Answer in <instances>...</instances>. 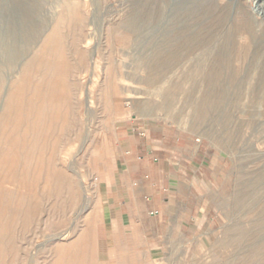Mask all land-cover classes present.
<instances>
[{"label": "rangeland", "instance_id": "obj_1", "mask_svg": "<svg viewBox=\"0 0 264 264\" xmlns=\"http://www.w3.org/2000/svg\"><path fill=\"white\" fill-rule=\"evenodd\" d=\"M56 1L0 0V264H264V9L92 0L73 13L85 35L54 52L40 45ZM210 66L222 83L204 103ZM140 125L189 139L192 160L178 189L168 172L152 233L129 236L109 188Z\"/></svg>", "mask_w": 264, "mask_h": 264}, {"label": "crops", "instance_id": "obj_2", "mask_svg": "<svg viewBox=\"0 0 264 264\" xmlns=\"http://www.w3.org/2000/svg\"><path fill=\"white\" fill-rule=\"evenodd\" d=\"M137 128H143L145 135L138 136L132 128V135L126 136L120 149L128 157H124L120 164V180L109 188L110 214L129 236L152 233L148 224L159 215L160 209L167 208V201L161 200L160 193L170 188L166 184L168 172H174L172 174L174 179H178V189L181 187L179 179L181 181L184 175V166L192 160L189 139L157 127L140 125ZM145 175L159 176L160 180L146 181L143 179ZM150 210H157L158 214L152 216L148 213Z\"/></svg>", "mask_w": 264, "mask_h": 264}, {"label": "bare ground", "instance_id": "obj_3", "mask_svg": "<svg viewBox=\"0 0 264 264\" xmlns=\"http://www.w3.org/2000/svg\"><path fill=\"white\" fill-rule=\"evenodd\" d=\"M250 3L247 4L246 2H241L240 0L237 1V8L236 11H240L243 14H247V13H251L254 12L258 14L259 10L264 9V0H248ZM56 6L60 8L59 14L57 17H54L52 22H51V26L49 28L46 29V31L42 30L41 33V38H42V44L40 45V47L43 50H51V51H56L57 49H59L60 44L64 43L65 40H68L67 38H70L71 41L76 40V38L81 36H84V26H85V22L82 19H78L75 20V18H73V13L74 11H76V9H79L80 5H85L87 7L92 6L93 1L92 0H58L56 1ZM136 4V3H134ZM28 8V7H27ZM29 9V8H28ZM91 8H89L90 10ZM136 9V8H135ZM238 9V10H237ZM92 10V9H91ZM263 11V10H262ZM92 13V11H90ZM89 12V14L91 15V13ZM227 12V11H226ZM263 13V12H262ZM20 14V13H19ZM66 15H68L69 17L72 16V18H70V22L68 20H66ZM71 15V16H70ZM65 17V18H64ZM140 17V16H139ZM92 18V16L90 17ZM225 18V17H224ZM227 18V17H226ZM137 17L134 14H129L126 16V32L127 33H132L134 31L135 28H137L139 26V23L136 21ZM14 20V19H13ZM25 21V20H24ZM32 21V20H31ZM68 21L70 23V25L72 26V32L69 33H65L62 30V27L65 25V22ZM87 25V24H86ZM46 26V24L44 25ZM92 27V26H91ZM13 29V28H12ZM98 32V31H97ZM97 32H95V30H93L92 28V33L90 35H94L93 37L95 38V36H98V38L100 37V33L97 34ZM183 33V32H181ZM83 34V35H82ZM207 34V33H206ZM3 36V35H2ZM186 36V35H183ZM92 37V36H91ZM188 37V36H186ZM205 37L207 38H212V34L208 33ZM91 39V38H90ZM92 40V39H91ZM189 39L188 38H183L182 41L180 43H177L175 46H173L172 49H170L168 52L164 53L165 55H170L173 57L179 56V54H181V51H187L190 49L189 45H187V41ZM256 42V41H255ZM94 45V44H93ZM259 45V44H258ZM83 46V45H82ZM231 42L229 40H224L222 45H220V47L218 48V50L216 51V55H218V59L222 60L225 57V51L230 48ZM260 46V45H259ZM252 49V48H251ZM58 51H62V50H58ZM242 51V50H241ZM258 53V52H257ZM164 56V55H163ZM91 59L94 60V56L92 53ZM226 60V59H225ZM28 61V60H27ZM262 61V60H261ZM27 63V62H26ZM29 64V61H28ZM30 65V64H29ZM28 65V67H29ZM26 67V66H25ZM31 67V65H30ZM165 66L160 65V69H164ZM212 67V66H210ZM261 68V67H260ZM210 72L208 73V77L206 78V82H205V88L206 91L203 93V98H204V103L207 102L208 100V96H209V90L211 88L214 87H218L221 85L222 82L218 81L216 75V66H213L211 69H209ZM256 72V70H255ZM213 73V74H212ZM259 79V78H258ZM19 85V84H18ZM23 86V85H22ZM263 86V85H262ZM217 89V88H216ZM13 93V89L11 90V94ZM11 96V95H10ZM16 98V97H15ZM9 100V99H8ZM18 100V99H17ZM10 101V100H9ZM14 101V100H13ZM7 102V101H6ZM203 103V104H204ZM38 105V104H37ZM20 110V109H19ZM11 112V111H10ZM9 112V113H10ZM19 112V111H18ZM244 112V111H243ZM18 115V114H17ZM17 117V116H16ZM21 118V117H20ZM15 123V122H14ZM18 123V122H17ZM16 123V124H17ZM20 123V122H19ZM36 125V124H35ZM19 126V125H18ZM26 129V128H25ZM47 129V128H46ZM42 132V131H41ZM24 133V132H23ZM18 138V137H17ZM10 145V144H9ZM10 148V147H9ZM15 150V149H14ZM16 152V151H15ZM9 166V165H8ZM25 183V182H24ZM25 186V185H24ZM86 185H84V189L85 192H87L86 189ZM23 188V187H22ZM25 188V187H24ZM86 206V204H84ZM4 212V211H3ZM19 213L18 210H12L11 214H17ZM71 224V223H70ZM68 233V231L63 232L60 236L63 235L66 236Z\"/></svg>", "mask_w": 264, "mask_h": 264}, {"label": "built area", "instance_id": "obj_4", "mask_svg": "<svg viewBox=\"0 0 264 264\" xmlns=\"http://www.w3.org/2000/svg\"><path fill=\"white\" fill-rule=\"evenodd\" d=\"M133 130L137 133L138 136L143 137L145 135V130L143 128H137L136 127ZM148 213L153 216V215L158 214V211L157 210H150Z\"/></svg>", "mask_w": 264, "mask_h": 264}]
</instances>
